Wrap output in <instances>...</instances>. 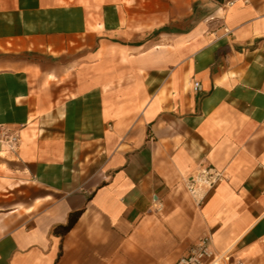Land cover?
I'll return each instance as SVG.
<instances>
[{
  "label": "crops",
  "instance_id": "crops-1",
  "mask_svg": "<svg viewBox=\"0 0 264 264\" xmlns=\"http://www.w3.org/2000/svg\"><path fill=\"white\" fill-rule=\"evenodd\" d=\"M0 45V264L264 263V0H0Z\"/></svg>",
  "mask_w": 264,
  "mask_h": 264
},
{
  "label": "built area",
  "instance_id": "built-area-1",
  "mask_svg": "<svg viewBox=\"0 0 264 264\" xmlns=\"http://www.w3.org/2000/svg\"><path fill=\"white\" fill-rule=\"evenodd\" d=\"M200 84L193 83V90L198 91ZM1 142L7 145L10 150L17 148L19 143V136L16 133L8 134L6 131L2 132ZM226 180L223 170H220L212 165H201L197 170L188 176L185 180V187L194 199L196 204L201 205L208 194L221 182ZM210 239L208 237L200 238L188 252L177 259L174 264H229L230 257L215 252L209 245ZM235 264H242L236 262Z\"/></svg>",
  "mask_w": 264,
  "mask_h": 264
},
{
  "label": "trees",
  "instance_id": "trees-1",
  "mask_svg": "<svg viewBox=\"0 0 264 264\" xmlns=\"http://www.w3.org/2000/svg\"><path fill=\"white\" fill-rule=\"evenodd\" d=\"M82 210L74 211L69 214L68 221L64 225H58L55 227V232L58 234H65L74 225L76 219L80 215Z\"/></svg>",
  "mask_w": 264,
  "mask_h": 264
},
{
  "label": "rangeland",
  "instance_id": "rangeland-1",
  "mask_svg": "<svg viewBox=\"0 0 264 264\" xmlns=\"http://www.w3.org/2000/svg\"><path fill=\"white\" fill-rule=\"evenodd\" d=\"M69 2L71 1H73V2H75L76 0H68ZM4 48L2 47V45H0V62H5L6 60H2V56L3 55H6L5 53H4ZM43 57V56H42ZM46 58H47V56H46ZM44 59H42V61H43ZM45 60H47V59H45ZM9 61H11V60H9ZM4 131H6L8 134H10V133H13V132H10L9 130H7V129H1V134H0V144L2 145H5L6 147H7V145L6 144H4L3 142H1V135H2V132H4ZM8 148V147H7ZM9 149V148H8ZM237 262V261H236ZM238 262H240V261H238ZM229 264H235V261L234 260H232V259H229ZM257 264H264V263H262L261 261H259V262H257Z\"/></svg>",
  "mask_w": 264,
  "mask_h": 264
}]
</instances>
